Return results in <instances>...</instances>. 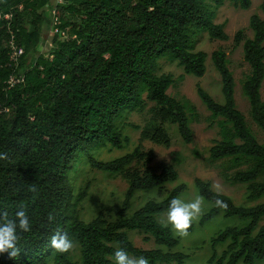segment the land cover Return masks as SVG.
Instances as JSON below:
<instances>
[{"label": "trees", "instance_id": "obj_1", "mask_svg": "<svg viewBox=\"0 0 264 264\" xmlns=\"http://www.w3.org/2000/svg\"><path fill=\"white\" fill-rule=\"evenodd\" d=\"M225 1L62 0L57 7L68 17L60 18L48 13L50 0H0V12L11 15L10 20L0 19V153L8 156L0 160V210L15 219L23 207L32 226L18 241L20 256L10 259L6 253L0 254V264H47L50 260L54 264H113L116 248L130 256H144L149 264H187L188 254L172 251L179 245V237L159 220L187 185L179 183L168 190L165 184L177 181L179 171L173 164H164L159 171L150 167L155 154L144 150L143 141L170 146L169 123L178 126L184 141L192 142L188 104L168 93L174 78L170 73H158L159 60L169 57L186 73L203 76L208 54L196 50L195 36L206 31L212 39H229L226 23L214 21ZM231 1L243 9L252 5V0ZM260 8L264 13V0ZM9 21L10 30L24 48L18 65L10 63ZM49 26L52 45L42 52L44 30ZM250 27L252 37L239 30L234 40L243 43L244 59L250 66L242 81L250 115L264 132V19L252 14ZM212 60L221 75L224 102L198 86L212 118H223L219 121L221 139L211 146L210 159L235 168L233 173H224V178L247 184L250 198H259L264 195V141L258 140L237 107L227 53L215 50ZM12 75H23L24 80L11 85ZM146 101L153 105L140 127L139 144L111 160L95 158L88 147L109 143L121 149L129 142L116 119L124 109L145 110ZM80 153L87 155L94 169L120 174L128 182L115 219L102 213L90 221L80 217L78 204L88 188L75 195L69 174ZM195 186L212 203L199 225L221 214L247 221L241 227L218 230L210 239L213 254L202 264H258L264 260V202L238 205L228 195L215 193L211 182L201 178L195 179ZM154 190L166 196L149 199L132 211L137 192ZM216 199L223 200L227 208L216 207ZM49 213L55 217L52 222ZM194 227L193 222L188 232ZM57 229L79 244L81 261L72 260L71 251L54 253L49 237ZM130 230L151 235L169 251L137 247L129 237ZM223 243L227 246L219 255L216 246Z\"/></svg>", "mask_w": 264, "mask_h": 264}, {"label": "rangeland", "instance_id": "obj_2", "mask_svg": "<svg viewBox=\"0 0 264 264\" xmlns=\"http://www.w3.org/2000/svg\"><path fill=\"white\" fill-rule=\"evenodd\" d=\"M263 0H252V5L248 9H243L234 4L231 0H226L221 5L214 18L217 23H226L225 30L229 35L227 40L212 39L208 32L200 31L196 34V50L205 51L208 54L206 60V72L203 76L188 74L177 61L169 57H163L159 60L158 73H170L174 78V83L168 89V93L184 104H188L187 112L190 118V126L193 131V140L187 143L182 138L176 124L167 123L166 126L171 134L172 142L170 146L155 143L151 140L143 141L144 150H153L155 157L149 164L154 170L159 171L164 164H173L179 171V179L175 182L165 184L168 190L177 186L179 183H186L187 189L180 196L185 201L194 199L200 195L195 186V179L201 178L210 181L211 184L219 182L222 185V192L238 205L252 206L264 202V195L259 198H250V191L247 184L234 183L224 178V173H233L235 168H229L227 163L210 159V148L221 139L219 121L223 118H212V112L208 109L202 98L198 94V86H202L218 102H224L222 92V79L219 71L212 60V53L215 50L222 49L227 53L228 64L235 78V97L237 107L242 111L252 128L254 134L260 142L264 141V132L252 120L250 115V101L244 94L242 81L250 73V66L244 59L243 43L236 44L235 35L239 30L245 31L247 37L253 36V30L250 27V17L257 13L264 19V13L260 8ZM62 0H50V16L53 17V11H56L60 18L68 17V13L61 11L57 5ZM53 34L50 26L44 30L41 51H47L52 45ZM264 99V82L261 89ZM146 100V95L143 94ZM147 102L145 110L124 109L116 119L117 125L122 129L123 134L129 137V142L123 148H115L108 144L88 147L91 154L98 160H111L131 152L138 144L141 135V128L149 118V108L152 102ZM194 109H191L190 107ZM133 125H138L139 128ZM140 167H144L140 164ZM70 180L72 190L78 195L84 188H88V194L83 201L78 204L80 217L85 221H90L102 213L106 218L113 220L120 209L128 188V182L120 174H113L94 169L88 162L87 155L80 153L71 168ZM166 196V194H164ZM157 191L136 193L133 199L132 211L142 206L147 200L152 198L162 199ZM201 196V195H200ZM74 201V200H73ZM212 207V203L203 198V212L197 220L194 221V230L186 237H179L180 243L172 251H182L189 255L187 264H202L213 254L210 239L218 230L226 226H244L247 221L237 217L226 218L221 214L214 220L199 225L201 216ZM166 219V212L159 215V220ZM264 225V217L261 220ZM132 242L140 248L152 249L161 248L163 251H169L165 246L158 245L154 238L138 230L128 231ZM227 243L218 244L216 250L220 255L226 248ZM71 258L74 261H81L80 246L74 242V248L71 251ZM47 264H54L53 260ZM164 264V263H158ZM239 264H244L242 261ZM258 264H264V260Z\"/></svg>", "mask_w": 264, "mask_h": 264}, {"label": "clouds", "instance_id": "obj_3", "mask_svg": "<svg viewBox=\"0 0 264 264\" xmlns=\"http://www.w3.org/2000/svg\"><path fill=\"white\" fill-rule=\"evenodd\" d=\"M7 158V153H0V160ZM212 190L219 195L222 192V185L215 182L212 184ZM215 206L222 209L227 208V204L220 199L215 200ZM202 212L203 197L200 195L190 201L173 198L169 203L166 219L161 220L160 223L164 227L171 226L177 236L186 237L193 222L199 218ZM54 219L55 217L49 213V222ZM31 231L29 216L23 207L15 213V219H9L6 210H0V254L6 253L10 259L19 257L21 249L18 246V241L23 234ZM49 246L54 250V253L65 254L73 250L74 242L66 232L57 229L49 237ZM113 264H149V261L144 256H130L123 248H116L113 253Z\"/></svg>", "mask_w": 264, "mask_h": 264}, {"label": "built area", "instance_id": "obj_4", "mask_svg": "<svg viewBox=\"0 0 264 264\" xmlns=\"http://www.w3.org/2000/svg\"><path fill=\"white\" fill-rule=\"evenodd\" d=\"M53 13H54V15L57 14L56 11H53ZM3 18L10 20L11 15L10 14H4V13L0 12V19H3ZM55 18H56L55 23H57L58 18L57 17H55ZM8 25H9V31H10V44H11L10 63H11V65H18L20 57L24 54V48H23V46H21L18 43L15 33L12 30H10V21H9ZM58 31H59V28H56L55 32H58ZM61 34L64 37L66 35V32L62 31ZM23 80H24L23 75H19V76L12 75L10 80H9V83L11 85H13L16 82H22Z\"/></svg>", "mask_w": 264, "mask_h": 264}]
</instances>
